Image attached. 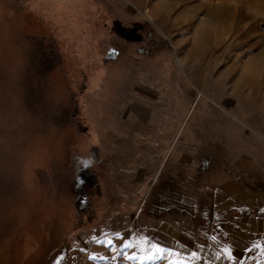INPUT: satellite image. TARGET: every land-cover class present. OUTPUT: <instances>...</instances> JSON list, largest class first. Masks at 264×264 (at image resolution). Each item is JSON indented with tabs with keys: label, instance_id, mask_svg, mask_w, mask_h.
<instances>
[{
	"label": "rangeland",
	"instance_id": "obj_1",
	"mask_svg": "<svg viewBox=\"0 0 264 264\" xmlns=\"http://www.w3.org/2000/svg\"><path fill=\"white\" fill-rule=\"evenodd\" d=\"M168 2L153 20L114 0H0V264H184L172 234L181 255L207 235L234 250L212 207L238 167L264 174V78L231 70L264 61V0ZM197 27L204 51L185 59Z\"/></svg>",
	"mask_w": 264,
	"mask_h": 264
},
{
	"label": "crops",
	"instance_id": "obj_2",
	"mask_svg": "<svg viewBox=\"0 0 264 264\" xmlns=\"http://www.w3.org/2000/svg\"><path fill=\"white\" fill-rule=\"evenodd\" d=\"M114 2L126 13L134 14L139 9L140 11L147 14L145 10H148L149 15L147 14V16L153 20L157 16L164 15L169 7L168 0H114ZM197 26L200 25L197 24ZM206 27L207 26L204 24L203 28L206 29ZM196 33H199V39L192 41L189 49L183 52V57H185V59L192 60V58H197V56L194 54L197 47H200L199 49L201 50V53H203L204 51L205 41L201 39L203 35H201L198 27ZM174 41L176 44L181 43L180 39H176ZM246 42H248V45L252 44L247 39ZM190 52H192V56L189 54ZM262 53L263 52L258 51L256 53L253 52L249 54V63L238 62V60L231 62V70L233 68L236 70V73L238 74L236 80L241 81L243 87L248 88L251 84L260 83V81L264 78L263 76H260V71H262L260 66L264 67V64H262L264 63V61H261L263 59H260L261 64H258L259 62L256 63L255 61H250L252 59H255V56L263 57ZM198 54L200 55V53ZM198 63L193 68L191 67V71H193L194 74H199V87L201 89L204 88L202 76L205 73V70H203L200 62ZM261 146L262 151H264V144H261ZM238 169L240 171H246L248 173L245 175L242 174L240 180L238 181H228V184L230 186L224 187L223 192L224 197H226L227 199H225V201H217L212 207V209H215V212L213 214L214 221H217L219 219L222 220L224 213H231L232 216L230 218H225L224 220L226 227L223 234L225 236H222L221 238L216 237V239L229 241L234 247V250H230L226 253H221V251H219L215 245H212L211 240L213 239L207 237V235L204 237H199L198 242H201H199L198 244L201 248L192 249V247H189L187 249V252L184 251L181 255V252L176 253V250H174L176 238H174L172 234L171 236H168V243H170V241H173L172 253L171 251L170 253L172 254V256H184V264H195L192 259L196 255V252H198V264H232V259H230V257L234 259L236 257L242 258L245 255V251L248 248L256 245V243L258 245L257 253H255V255L251 257L252 259H248L246 261V264H264V174H259L256 173L258 172L257 170H248L243 167H238ZM236 177H239V173L236 175ZM220 197L222 198V195ZM239 210H241V212H239ZM233 211H235L236 213L235 216H233ZM88 239L89 238L87 236L77 238V240L75 239V242H73L74 239H71V243H68L67 247L65 248H71L72 251H70V255L74 254L75 256L80 251V249H82L81 247L85 246L84 244L88 242ZM182 241H184V239ZM104 252L105 251L102 252L101 250H97L96 252V250H94L93 257H89V261L87 262V264H123L122 262H116L117 259L113 260L114 254L112 250H108L105 253ZM97 253L98 256H101L103 258L102 263H99L100 261H95V259L97 258L95 257V255ZM217 257H221V260L217 261ZM122 261L125 262L124 260Z\"/></svg>",
	"mask_w": 264,
	"mask_h": 264
},
{
	"label": "trees",
	"instance_id": "obj_3",
	"mask_svg": "<svg viewBox=\"0 0 264 264\" xmlns=\"http://www.w3.org/2000/svg\"><path fill=\"white\" fill-rule=\"evenodd\" d=\"M188 202V201H187ZM187 202H184V206L182 205V204H180V205H178V203H175L174 204V206L176 207V209L178 210V209H183V211H184V215L186 216V217H189V218H191V216H192V212H191V209H192V205H191V203L190 202H188V204H187ZM187 205V206H186ZM180 211V210H179ZM71 224V223H70ZM69 224V225H70ZM72 227L71 228H73V224L71 225ZM75 226V225H74Z\"/></svg>",
	"mask_w": 264,
	"mask_h": 264
},
{
	"label": "snow or ice",
	"instance_id": "obj_4",
	"mask_svg": "<svg viewBox=\"0 0 264 264\" xmlns=\"http://www.w3.org/2000/svg\"><path fill=\"white\" fill-rule=\"evenodd\" d=\"M85 166H87V165H85ZM81 182H83V181H81ZM108 243H111V241H108ZM125 246L127 247V246H130V245H125ZM153 247L156 249V252L161 253V254H163V253L169 251L168 249L161 248V247H159V246H157V245H153ZM193 255H195V254H193ZM148 258H155V257H151V256H150V257H148ZM58 264H59V262H58Z\"/></svg>",
	"mask_w": 264,
	"mask_h": 264
},
{
	"label": "bare ground",
	"instance_id": "obj_5",
	"mask_svg": "<svg viewBox=\"0 0 264 264\" xmlns=\"http://www.w3.org/2000/svg\"><path fill=\"white\" fill-rule=\"evenodd\" d=\"M205 23H206V19H204V20L202 21L201 24L204 25ZM201 24H200V25H201ZM202 25H201V26H202Z\"/></svg>",
	"mask_w": 264,
	"mask_h": 264
}]
</instances>
